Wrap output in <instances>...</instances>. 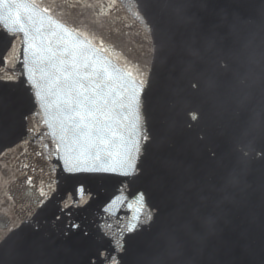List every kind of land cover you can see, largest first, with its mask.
<instances>
[{
  "label": "snow or ice",
  "instance_id": "snow-or-ice-1",
  "mask_svg": "<svg viewBox=\"0 0 264 264\" xmlns=\"http://www.w3.org/2000/svg\"><path fill=\"white\" fill-rule=\"evenodd\" d=\"M144 2L147 3V0ZM137 3L139 5L140 0H137ZM13 7L12 0H0V8L8 10L10 15ZM16 19L19 21L18 13ZM21 31L25 36L28 35L23 27ZM25 52L27 53L28 49H25ZM56 71L59 75L55 77L49 92L54 88L58 97L55 106L58 113L57 119L60 122V140L61 142L68 141L70 144L63 152L58 149L57 161H62L63 168L68 173L134 175L137 171L135 165L137 156L133 155V152L139 153V140L132 141L134 133H130L126 140L114 127L117 117L121 114L115 112L113 105L116 102L110 101L112 76L108 68L89 60L83 51L65 49ZM208 83L209 87H215L218 81L210 78ZM29 87L39 89L41 86L37 83ZM192 88L199 90L196 83L192 84ZM38 99L45 105L51 103L48 94H42L41 91L34 93L33 103L35 104ZM138 103V93L133 90V94L126 100L121 98L120 107H127L131 111L132 106ZM123 119L127 120L128 117L124 116ZM193 119H198V116L193 114ZM147 138V136L144 137V139ZM117 140L120 141L119 148L113 151L111 146L115 145ZM28 182H32L31 177L28 178ZM81 195H83V189H81ZM132 201L127 195L116 196L110 201V207L105 209L110 215H116L121 210L131 214L136 223L128 225L129 233L135 232L139 227L143 210L146 207L142 192L133 196ZM116 205L118 206L113 210L112 206ZM152 218L150 211L149 221ZM117 219L119 220V217ZM71 227H78V225H71ZM7 242V239L0 241V248ZM171 243L172 238H169V244ZM124 251V242L121 241L119 252ZM113 252L116 253V250L113 249ZM113 260L116 264H120L119 253L103 255L101 264H104V261ZM0 264H3L2 260Z\"/></svg>",
  "mask_w": 264,
  "mask_h": 264
}]
</instances>
